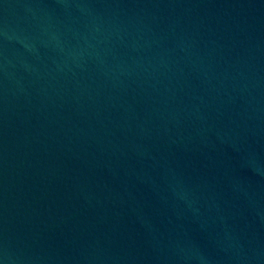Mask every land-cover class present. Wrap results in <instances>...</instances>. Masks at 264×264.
Returning a JSON list of instances; mask_svg holds the SVG:
<instances>
[{
	"label": "water",
	"instance_id": "95a60500",
	"mask_svg": "<svg viewBox=\"0 0 264 264\" xmlns=\"http://www.w3.org/2000/svg\"><path fill=\"white\" fill-rule=\"evenodd\" d=\"M0 264H264V0H0Z\"/></svg>",
	"mask_w": 264,
	"mask_h": 264
}]
</instances>
